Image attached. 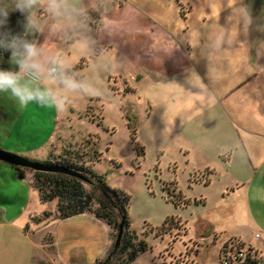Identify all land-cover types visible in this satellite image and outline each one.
<instances>
[{
  "label": "rangeland",
  "instance_id": "374dc122",
  "mask_svg": "<svg viewBox=\"0 0 264 264\" xmlns=\"http://www.w3.org/2000/svg\"><path fill=\"white\" fill-rule=\"evenodd\" d=\"M77 3L88 13H100L97 24L85 22L82 37L66 29L56 35L45 30L34 39L102 94L71 95L68 110L57 113L35 103L21 108L10 93H0V150L19 156L35 150L45 159L48 152L83 155L85 165L104 175L110 188L130 198L133 243L146 244L133 261L147 254L150 264H220V249L232 236L264 264L263 238L254 237L264 230V0ZM242 6L253 17L247 31L240 23ZM41 17L45 25L52 23L43 10ZM145 17H156L166 31L177 30L174 42L152 47L158 34L150 32ZM225 29L228 38L217 43ZM137 36L146 79L138 85L98 80L102 65L123 58L111 45L137 59ZM81 38H87V49ZM189 62L193 66L184 75L156 70L159 63ZM56 203L43 207L54 210ZM167 218L174 222L157 236ZM43 244L50 247V235ZM126 258L123 253L117 260Z\"/></svg>",
  "mask_w": 264,
  "mask_h": 264
},
{
  "label": "crops",
  "instance_id": "0c3cea01",
  "mask_svg": "<svg viewBox=\"0 0 264 264\" xmlns=\"http://www.w3.org/2000/svg\"><path fill=\"white\" fill-rule=\"evenodd\" d=\"M82 6L87 9L85 5ZM137 14L144 19L140 11ZM145 21L150 32L156 31V35L158 34L151 43L152 47L156 48V45L162 42L164 46L174 42L177 30L166 31L156 17H145ZM161 32L163 35L160 34ZM161 39L163 40L160 41ZM122 41H119L118 45ZM139 46L137 36V59H135L127 58L121 48L111 45L114 52H118L123 58L102 65L101 71L96 72L98 80L104 82L117 79L122 81L123 85H128L127 82L134 80L138 85L146 79L147 75L140 68ZM76 61L73 60L72 63ZM192 66L190 62L159 63L156 70L165 71L166 69V73L172 76L184 75V72ZM227 102L224 100L222 103L226 105ZM2 116L7 121L8 115L3 112ZM7 135L9 136L10 132ZM44 145L49 151V145L46 143ZM33 151L35 150L17 153L37 162H44L51 155V152H48L49 155L45 159L43 156L34 155ZM23 174L24 178H20L18 171L12 165L0 161V264H96L105 259L112 244L109 227L89 213L60 219L56 207L54 210L43 207L44 203L40 202L37 192L30 186L32 175L25 171ZM41 220H44L42 224L44 228L40 231ZM47 235L51 236L50 249L43 244V239ZM255 235H259V239L263 238L264 243V230ZM95 239L98 240L96 243H94ZM231 240L236 239L231 236L223 244ZM257 251L260 255V248Z\"/></svg>",
  "mask_w": 264,
  "mask_h": 264
},
{
  "label": "clouds",
  "instance_id": "9594fccd",
  "mask_svg": "<svg viewBox=\"0 0 264 264\" xmlns=\"http://www.w3.org/2000/svg\"><path fill=\"white\" fill-rule=\"evenodd\" d=\"M42 10L52 18V23L44 24ZM12 12L20 13L23 18L17 19V27L10 23ZM87 18V9L77 0H0V52L10 54L9 62L18 69H0V93H10L21 108L35 103L57 113L68 110L71 95H101V90L86 78H77L76 71L61 56L29 39L45 30L56 35L66 29L82 37ZM239 18L247 31L253 23L247 6L240 8ZM227 38L225 29L217 34L216 42L223 43ZM79 43L84 49L89 46L87 38H81ZM207 100L212 102L211 95ZM133 264H150V261L147 254H141Z\"/></svg>",
  "mask_w": 264,
  "mask_h": 264
},
{
  "label": "trees",
  "instance_id": "16d2710c",
  "mask_svg": "<svg viewBox=\"0 0 264 264\" xmlns=\"http://www.w3.org/2000/svg\"><path fill=\"white\" fill-rule=\"evenodd\" d=\"M88 14H91L92 19L90 21V16H88L86 22L89 24L95 22L97 24L98 19H100V13L93 12ZM0 63L5 62L1 60ZM82 63L79 64L80 68L83 65ZM0 69L9 70L6 69L5 65L0 66ZM131 137L134 139L133 130L131 131ZM135 150L137 153L143 154L142 149L137 145H135ZM77 153L71 154L69 152L68 155L60 154L56 157L51 154L48 160L41 163L63 167L76 172L85 181L62 173L33 172L30 186L37 192L41 203L57 202L56 210L60 219L70 218L83 213L92 214L109 227L112 236V231L116 232L114 235L115 240L119 226L122 225L123 233L119 246L115 247L114 241L112 249H110L106 258L103 261L96 262V264H131L136 255L146 250V244L144 241H139L137 244L133 243L137 235L132 231L130 232L128 217L130 198L123 191L110 188L106 183L105 176L93 171L90 165L86 166L82 158L83 155ZM95 161H98L97 157H95ZM14 168L18 171L19 177L24 178V169ZM84 184L92 187L93 192L88 193L85 190ZM172 222H174L173 218H167L159 230H157V236L165 234ZM222 252L223 246L220 249L219 257L220 254L222 255ZM123 253H127V258L118 261V255ZM251 254L252 248L249 247L242 264H258L260 262L254 256L252 257Z\"/></svg>",
  "mask_w": 264,
  "mask_h": 264
},
{
  "label": "water",
  "instance_id": "95a60500",
  "mask_svg": "<svg viewBox=\"0 0 264 264\" xmlns=\"http://www.w3.org/2000/svg\"><path fill=\"white\" fill-rule=\"evenodd\" d=\"M17 19H23L20 16V13L18 12H12L11 13V20L10 23L13 27H17L16 21ZM17 30H19L17 28ZM29 39H34V36H30ZM0 57L2 58V60L10 63V54L8 53H3L0 52ZM9 68L11 70H15V66L9 64ZM0 161L8 163L14 167L17 168H21V169H29L33 172H44V173H62L68 176H72V177H76L78 179H81L82 181H85V179L79 175L76 172H73L71 170L65 169L63 167H59V166H53V165H49V164H45V163H41V162H37V161H31L27 158H24L22 156H19L17 154H13V153H9L3 150H0ZM122 233H123V228L122 225L119 226V230L116 236V240H115V247L119 246L120 244V240L122 237Z\"/></svg>",
  "mask_w": 264,
  "mask_h": 264
},
{
  "label": "built area",
  "instance_id": "2783aa9c",
  "mask_svg": "<svg viewBox=\"0 0 264 264\" xmlns=\"http://www.w3.org/2000/svg\"><path fill=\"white\" fill-rule=\"evenodd\" d=\"M258 238V235L255 236ZM240 243V244H239ZM237 240L228 241L223 245L222 255L220 254V264H242L245 260L247 251Z\"/></svg>",
  "mask_w": 264,
  "mask_h": 264
},
{
  "label": "flooded vegetation",
  "instance_id": "af4514ba",
  "mask_svg": "<svg viewBox=\"0 0 264 264\" xmlns=\"http://www.w3.org/2000/svg\"><path fill=\"white\" fill-rule=\"evenodd\" d=\"M2 60V58L0 57V61ZM4 61V60H3ZM5 63H0V66H2V65H5L6 66V69H9V70H11L10 68H9V64H11V63H8V62H6V61H4ZM12 65V64H11Z\"/></svg>",
  "mask_w": 264,
  "mask_h": 264
}]
</instances>
